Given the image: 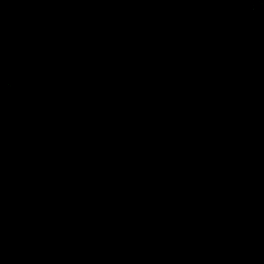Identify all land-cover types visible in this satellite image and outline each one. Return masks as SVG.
Segmentation results:
<instances>
[{"label": "water", "instance_id": "95a60500", "mask_svg": "<svg viewBox=\"0 0 264 264\" xmlns=\"http://www.w3.org/2000/svg\"><path fill=\"white\" fill-rule=\"evenodd\" d=\"M0 264H264V0H0Z\"/></svg>", "mask_w": 264, "mask_h": 264}]
</instances>
